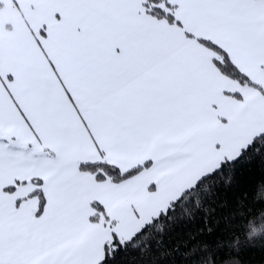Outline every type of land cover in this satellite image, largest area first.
<instances>
[{
	"label": "snow or ice",
	"instance_id": "6c2138e0",
	"mask_svg": "<svg viewBox=\"0 0 264 264\" xmlns=\"http://www.w3.org/2000/svg\"><path fill=\"white\" fill-rule=\"evenodd\" d=\"M261 213L264 0H0V264H264Z\"/></svg>",
	"mask_w": 264,
	"mask_h": 264
},
{
	"label": "trees",
	"instance_id": "16d2710c",
	"mask_svg": "<svg viewBox=\"0 0 264 264\" xmlns=\"http://www.w3.org/2000/svg\"><path fill=\"white\" fill-rule=\"evenodd\" d=\"M262 216H264V213H261V216L250 219L248 223L244 225L249 236L259 235L264 232V219L261 218Z\"/></svg>",
	"mask_w": 264,
	"mask_h": 264
}]
</instances>
